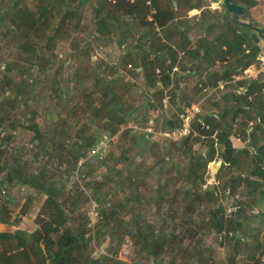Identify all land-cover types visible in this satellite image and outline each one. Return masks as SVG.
Instances as JSON below:
<instances>
[{
  "label": "trees",
  "instance_id": "1",
  "mask_svg": "<svg viewBox=\"0 0 264 264\" xmlns=\"http://www.w3.org/2000/svg\"><path fill=\"white\" fill-rule=\"evenodd\" d=\"M175 1L176 3L173 2L161 7L157 0H153L151 3L157 8V13L154 15V19H149V21L147 17L151 7L147 4L148 0H135L133 3L126 0L113 2V6L122 11L123 19L122 17L114 18L109 14H103L107 0H43L38 16L31 9L21 7L19 4L11 7L16 9L12 14L11 21L17 28L24 24L28 27L23 38L24 43H29L31 47H34L35 42H37L35 38L40 40L39 27L49 24V15H51L53 8L59 9V14L62 16L56 19L59 25L52 28L50 33L43 35L45 36L42 39L43 43L52 40L53 36L55 37L60 30L61 23L70 20V27L71 25L74 28L80 27L83 22V15L79 8L86 3H89L95 12L91 31L102 35L104 29L108 28L109 25L123 21L130 36L134 37V34H139V37H134L132 43L127 41V37L121 36L123 41L127 43V49L126 56L120 66L118 64L108 65L104 62L97 63L92 60L93 55L89 56L87 66H78L76 72L78 79L72 87L75 89L76 96H68L61 83L55 82L56 95L67 103L66 106L70 114L73 112L75 115L82 111L85 113V117L81 119L91 123L98 121L99 124L96 126L89 123L86 124V128L78 130V140L70 151L74 159L72 163L74 167L84 157L86 150H92L97 145L100 129L110 137L119 135L115 147L118 145L120 148L123 145V148H129L132 143L131 139H133V144H136L138 149L143 150L150 142L147 134L143 132L140 136H136V131L127 127L130 121L137 122L138 117H140L144 125H147L152 119L154 128L166 134L182 125L183 119L180 114L184 111L187 114L194 101L187 95L186 76L176 73L173 77L172 71L176 66L185 70L186 66L179 61V50L173 49L169 43L165 42L164 38L167 36L157 30V27L164 30L172 22L174 24L175 19L179 16L182 2L180 0ZM226 11L228 15L224 14L223 16L227 21L229 18L230 23L235 28L234 38L231 45L228 46V50L222 53L223 56L217 54L216 57L226 60L227 56L232 55L233 49L239 48L240 51L239 54L236 53L235 58L227 61L221 72L211 71L209 73V80L213 82L211 87L218 86L220 81H227L231 83L228 86H233L232 80L235 76L243 74L246 68L257 62V55L263 50L261 43L259 44L252 37L253 30L249 28L245 30L243 26L233 20L229 10L226 9ZM5 14L10 16L9 12ZM140 19L141 21L138 22ZM135 24L140 26V29H137L138 32H136ZM176 27L184 39V34L180 33V31L183 32L182 25ZM149 28L153 29V33L146 31ZM121 37L120 42L122 41ZM83 40L88 43L86 37ZM37 48L31 53V60L26 63L25 68L20 69V74H15L13 71L16 69L15 62L4 61L3 63L4 74L0 78V134L5 133L6 138H0V173L5 171L7 165L12 162L13 167L12 165L8 167V179L15 176L18 181L22 180L28 186L47 194L48 198L38 217L40 228L36 231L34 238V243L43 244V247L38 248L39 251L33 250L34 256L39 259V264H144L136 261L140 257L153 259L154 264H192L197 258L205 259L203 264H209V252L198 251L197 249L190 257L191 259L183 257L179 261L180 257L176 253L181 249L182 239L180 233L176 232L177 229L165 228L166 221L162 223V226H158L150 220H142L147 216V213H145L146 209L141 206V198L155 199L158 201L159 209H163L161 205L165 201L172 200L174 203L173 200L178 199L182 193L185 194L186 200L176 201H178L177 205L180 206V210L183 211L181 221L184 224H186L185 217L187 218L189 212H193V208L198 209V211L206 208L209 219L203 225V232H215L221 240L233 234L234 242L233 245L231 244L232 250L229 251L230 262L233 264L236 256L243 252L242 258L255 260V251L260 250L263 243L256 239L259 237L257 234L260 233L257 232H260V229L258 231L251 230L248 210L252 209L251 216L258 217L259 214L262 216L264 214V72L260 73L257 79H246L238 85L237 91L240 95L235 94L237 97L233 98V104L225 106L219 112L196 114L192 123L193 132L190 135L180 139L170 137L164 139L162 144L165 153L157 157V162L161 167L169 168L164 169L162 175H154V165L150 166L145 176L134 175L128 165L129 154L124 153V156L116 154L122 158L121 161L125 163V166L129 167V173L125 176V184L122 181L121 186V190L125 192V202L113 201V192L118 191V189L115 187L110 190L107 189V186H112L117 179V177H113L111 170H119L120 161L116 163L113 169L108 170V174L102 173V178L97 181V186L92 188L93 200L98 205L96 210L99 213L96 227L100 232L108 228L110 242L118 239L120 246L125 243L127 236L133 240L135 258L130 263L119 258L118 249L112 252V255L94 256L92 250L94 247L93 240L96 236L86 226L79 224L75 216L76 210L73 208L75 205L72 206L61 199V189L60 186H55L56 180H53L52 185H49V178L44 171L26 174V177L21 176L26 164L20 165L23 156L20 150L14 151L13 157L8 158L4 139L9 140L11 138L12 141L14 140L16 135L12 131H17V128L14 127H18V123L12 126L7 125L6 115L8 111L6 106L12 102L14 103L12 106L17 109L21 104L19 102L22 101L23 94L20 90L26 73L31 74L36 69V76L43 78L53 62L51 58L40 55L43 49L42 45L37 46ZM88 48L86 47V50ZM200 48L204 53L198 52V60H209L212 50L209 49L205 40L200 42ZM91 52L92 49L87 54L89 55ZM194 57L196 56L194 55ZM198 65L201 66V61L197 65L189 67L192 74L195 71L198 72ZM121 66L125 68L131 66V76L141 75L144 77L145 92L141 96V103H134V100L130 99L127 93L120 91L119 88L128 85V83H123V79L120 77ZM12 72L14 75H11ZM90 79L93 81L92 84L86 86ZM66 82L69 88V78ZM199 83L203 82L199 81ZM132 86H136V83H133ZM168 89L173 98L167 113V110L163 111V101ZM7 91L10 92L8 95H6ZM51 94L50 90H46L45 94L38 98V102L43 95L44 97L49 96L48 100H52ZM173 106H178V109H174ZM155 112H158L157 115ZM39 114L41 113L38 109L25 110L26 119L20 120L18 125L36 126L37 135L34 141H38V144L35 145V149H31L30 154L33 160L36 157L39 158L40 163L37 165L40 164L38 169H41L43 166L41 156L45 151L48 156L51 153L48 147L43 144L44 136L39 122H37ZM241 115L244 120L238 122ZM50 116L52 117V115H46V118ZM58 118V120L64 121L63 123L66 125L69 123L68 116L59 115ZM202 120L204 124H202ZM249 121L254 122L252 129H249ZM123 126L126 128L123 129ZM86 133L91 135L85 137L84 134ZM233 135H237L247 144L244 147H236L232 140ZM113 142L110 145L111 148L114 146ZM154 142L160 145L159 142ZM195 145L200 146L197 153L192 151V147ZM202 148H205L204 153H201ZM185 151L189 154L188 158L182 161L179 167H176L177 158ZM141 154L140 152L138 155L141 156ZM216 160L223 161L216 173L217 182L208 184V168L210 163ZM32 170L35 169L32 167ZM151 178L155 180L153 187H150L149 180ZM172 185L176 187V191L171 189ZM229 201L232 205L230 213L227 212L226 208V203ZM210 203L214 204L209 206ZM1 210L4 213L8 211L3 205ZM18 235L20 233H17ZM249 236L254 240L251 243L245 239ZM5 237H7L6 234L0 233V238ZM20 238L19 246L23 248V255L25 253V257L30 261V256L25 250L27 252L32 250L33 244L28 238ZM119 244L118 247L120 248ZM241 264L249 263L243 261Z\"/></svg>",
  "mask_w": 264,
  "mask_h": 264
},
{
  "label": "rangeland",
  "instance_id": "2",
  "mask_svg": "<svg viewBox=\"0 0 264 264\" xmlns=\"http://www.w3.org/2000/svg\"><path fill=\"white\" fill-rule=\"evenodd\" d=\"M94 1V0H93ZM96 1V0H95ZM167 1V2H166ZM164 3H173L174 0H166ZM112 2V1H111ZM110 1H107L105 3V8L109 7ZM43 3V0H0V78L3 76V69H4V61H11L15 62V68L13 71L15 74H20V69L25 68V65L28 61L31 60V53L34 49H38L37 46L43 47L41 50L40 55L42 57H48L51 58L52 65L49 66L48 71L46 72V75L43 78H39L36 76L37 70L34 69V71L30 74H25L23 77L22 82V88L20 90L21 94H23L22 101L17 109L14 108L11 104H8L7 107V125L12 126L15 123L19 124L20 120H25V110H36L38 109L41 114L37 116V122H39V126L42 129H53L54 131H60L61 128H66V124L63 123L64 121L58 120L59 115H62L63 117L68 116L69 118V124L72 128V134L78 133L77 131L80 130V128L84 127L86 128V124L96 125L98 126V121L89 122L86 120H83L85 117L84 112H80L78 114H75L72 112L70 114L68 112V108L66 106V102L62 98H58V95H56V87L55 82H60L61 85L64 87L65 91L67 92L68 96H76L75 89H73L74 82L77 81L78 77L76 76L77 67L81 65L87 66L88 59L90 55L92 56V60L97 63L104 62L108 65H117L120 66L123 63L124 57L126 56V49L127 46L122 49H114V50H106V49H100V45L106 43V40L108 43L114 42L116 39V34L119 31H126L127 27L123 24V22L118 21L117 23H112L108 26V28L104 29V32L102 35L97 34L92 30V24L94 22V8L89 6V3L84 4L79 8L80 13L83 15V22L80 25V27H73L71 25L70 27V20L66 23H61L60 30L58 33H56L55 37L53 36L52 40L47 41L45 43L42 42L43 37L45 38V33H50V30L54 28L56 25L58 26L59 23L56 22L57 17H61L62 15L59 14V9L52 10V13L49 19V24L41 25L40 30L38 32L39 38H35L37 42H35V46L31 47L29 43H24L23 35H25V31L28 29V27L24 25L19 26L17 28L15 24L12 23L11 17L13 12L16 10L14 7L15 4H19L21 7H24L26 9H31V11L35 12L36 15H39L40 12V6ZM220 7H222L223 11H225V15L227 16L228 13L226 9L221 6L218 2H216ZM114 4V3H113ZM262 8V15L261 20L264 22V4L259 6ZM10 10V11H9ZM10 13V16H6L5 13ZM256 15V14H255ZM149 16V14H148ZM258 17V15H256ZM251 18V17H250ZM252 19V18H251ZM147 20L149 21V18L147 17ZM89 21V22H88ZM141 19L138 21L140 22ZM228 23L232 25L228 18ZM74 25V24H73ZM136 32L137 29H140L139 24H135ZM158 28V27H157ZM52 31V30H51ZM146 31L149 33H153V29L149 28ZM254 33V31H253ZM91 34V35H90ZM35 36V35H34ZM139 37V34H134V37ZM88 39V43L84 41V38ZM121 37V36H120ZM119 37V39H120ZM133 36H128L127 41L129 43H132L134 40ZM119 39L117 38L118 42ZM123 40V38L121 37ZM81 41V42H80ZM80 42V43H79ZM117 42V43H118ZM261 45L264 47V42H260ZM127 45V44H126ZM113 46V45H111ZM86 47H89L86 50ZM90 49H92L91 54H87ZM42 62V61H41ZM84 69V68H83ZM131 66H128V68H125L123 66L120 67V77L123 79V83H128V85H125L124 87L119 88L122 93H127L128 97L132 100H134V103H141V96H143L145 92V83H144V77L139 76H131ZM12 72L11 75H14ZM10 77V76H9ZM13 77V76H11ZM69 78V88L68 83L66 80ZM66 82V83H65ZM72 82V85H71ZM92 79L86 84V86H90L92 84ZM133 83H136V86H132ZM197 86V78L192 74L188 73L186 76V89L187 94L190 99H192L194 102H198L203 97L204 94L198 95L195 94V87ZM174 89V85L172 86ZM46 90H50L52 100H48L49 96L44 97V95L41 97L40 103L38 102V98L45 94ZM154 91V90H153ZM12 92V91H11ZM10 92L7 91L6 95H8ZM35 96V97H34ZM37 97V99H36ZM172 93L171 91L165 92V99L163 101V111H166L168 113V107L171 104L170 101H172ZM51 99V98H50ZM166 100V102H165ZM30 103L28 104L27 103ZM50 103H49V102ZM208 101V102H207ZM212 102L213 99L210 97L208 100H206V103L203 105V114H207L212 109ZM214 103V102H213ZM174 109H178V106H173ZM193 107L187 112L189 114L192 111ZM156 111V110H155ZM158 112H155V115H157ZM184 111L180 114L182 117L183 115H187ZM46 115H52V117L46 118ZM87 115V113H86ZM54 118V119H53ZM83 118V119H81ZM140 126L145 127L144 123L142 122V119L138 117V121L136 122ZM14 127L18 134L24 135L22 138L25 144L26 143H32L34 138L37 135V128L34 125H31L30 127L20 126ZM88 127V126H87ZM11 128V127H10ZM78 128V130H77ZM140 130V129H138ZM100 134V137L105 134L104 131L100 129L98 131ZM60 134V133H59ZM142 133L136 132V136H140ZM91 134H84L85 137H88ZM59 136V135H58ZM0 138H6V134L2 133L0 134ZM45 140L47 141V137L45 136ZM50 140V136H49ZM130 144L129 148L124 147L123 145L119 148L118 145L115 147V144H117L118 137L114 140V149L112 147L113 152L117 155H123L124 153L129 154L128 161L129 166L131 167V170L133 171L134 175L137 176H145L147 173V170L150 169L151 165H154V175L160 176L162 175L164 169H168L169 167H161L158 165L157 157L161 154L164 155V147L163 142L164 139L159 140L158 142L160 145H157L154 141H150L148 145H146L143 150L138 149L136 147V144ZM237 141V140H235ZM62 142V141H61ZM238 142V141H237ZM33 144V143H32ZM65 143L62 142L58 145V148L63 150L64 152L67 151L66 148L63 146ZM99 145V144H98ZM96 145V146H98ZM95 146V147H96ZM111 148V147H110ZM200 149V146H193L192 151L198 152ZM15 150V145L12 147V151L10 153V156L13 157ZM142 153V157L140 161L136 162V158L139 157V153ZM205 152V148L201 149V153ZM51 153V152H50ZM66 156V155H65ZM189 154L183 152L178 158L177 162L175 164L176 167H179L182 163V161H185L188 158ZM220 160L213 161L210 163L208 172H207V183L212 184L216 183V173L218 172L219 167L217 166V163ZM113 163H110L108 166L107 162L100 161L98 159H93V162L86 163L85 165L78 164L76 167H74L71 163H69V172L68 170H62L61 176V187H60V197L63 201H65L68 204H71L72 206L75 205L74 210H76L75 216L79 224L86 226L88 229H90L93 234H95V238L93 240V255L96 257H102V256H108L112 255V252L119 250V258L125 262H132L135 258V249L133 245V240L130 237H126L125 243L120 246L118 243V239H115L113 242H110L111 238L108 236V228L105 230H102L101 232L98 231V228L96 227V224L99 220V213L97 212V203L93 200L92 196V188L97 186V181L101 179V174L105 172L106 170L113 169ZM119 172L117 170H111L114 177H117L115 182H113L112 186H107V189H111L112 187L115 189H118V191L113 192V201L119 202L120 200L122 202H125V192L122 191V181L125 184V176L129 172H127L125 163L120 160V164L118 165ZM73 172L78 174V177L82 173H86L88 175H91L88 180H85L84 182L82 180H78L77 176L73 174ZM47 176L56 175V173L52 174L51 170H48L46 173ZM121 175V176H120ZM75 176V177H74ZM81 177V176H80ZM150 181V187H153V183L155 184V180L152 178ZM91 187V189H90ZM85 188V189H84ZM171 189L176 191L175 186H171ZM6 192V193H5ZM7 188H0V197L1 199H6L9 194H7ZM17 194L20 197V202H16L13 205H11V210L15 214H20L25 216L27 219H33L38 211L39 202H37V205L34 204L32 207L31 204L34 203L35 197L33 194H30L27 191H24L22 189H18ZM147 195V194H145ZM172 199V198H170ZM169 199V200H170ZM186 200L185 194L182 193L178 199V201ZM142 200V207L146 209L145 213H147V216L142 218V220H150L157 224L158 226H162L163 222H167V225L165 228L169 230L177 229L176 232L180 233L181 239H182V246L181 249L178 250L177 255H179V261L183 257L190 258L197 249L198 251H204L209 252V264H232L229 259V251L232 250L233 245V234H231L229 237L224 238V240H221L219 235L215 232H203V225L206 224V221L209 219L208 210L201 209L198 211V209L193 208V212L188 214L187 218L185 217L184 224L181 221V216L183 214V211L180 210V206H178V201L173 200L174 203H172V200L168 202L165 201L161 207L163 209H159L158 201L152 200L150 198H141ZM22 201L24 203L22 204ZM214 203H210L209 206H212ZM5 209L9 206H5V202L3 203ZM208 206V207H209ZM149 208V210H147ZM227 212L230 213L232 210L231 202L226 203ZM42 210V209H41ZM161 211V212H160ZM264 211V210H263ZM41 211H39L40 213ZM38 213V215H39ZM252 209L248 210V214L250 215V224H251V230L252 231H258L260 229V234H257L259 237L256 239L261 240L263 243V246L260 250H256L255 253V260L249 259V258H242L244 256V252L240 255L236 256V259L233 264H241L243 261L245 263L249 264H264V214L263 216L259 214L258 217L251 216ZM14 214V215H15ZM256 214V213H255ZM37 215V220H38ZM192 215V216H191ZM204 215V216H203ZM202 217V218H201ZM184 224V225H183ZM225 235V234H224ZM246 240H248L249 243H251L253 238L251 236L245 237ZM112 243V244H111ZM118 244L120 248L118 247ZM232 244V245H231ZM5 244L0 243V264H39V259L37 256H34L33 252L30 254V261H26L23 256H21V252L18 248H9L5 249ZM112 247H111V246ZM43 246V245H42ZM26 253H30V250ZM191 259V258H190ZM138 263H144V264H154L153 259H149L146 257H140L136 260ZM205 259L197 258L195 259L192 264H203Z\"/></svg>",
  "mask_w": 264,
  "mask_h": 264
},
{
  "label": "crops",
  "instance_id": "3",
  "mask_svg": "<svg viewBox=\"0 0 264 264\" xmlns=\"http://www.w3.org/2000/svg\"><path fill=\"white\" fill-rule=\"evenodd\" d=\"M107 1H110V2L112 1V4L110 3L109 7L104 9L103 14L104 15L109 14L113 16L114 18L122 17L123 19L122 11H120V8H115L113 6V2H117L120 0H107ZM126 1H130L131 3H133L135 0H126ZM148 1L152 2L153 0H148ZM165 1L166 0H157L158 4L161 7H163L166 4H170L169 2L164 3ZM180 1L182 2L181 11H179V16L175 19L174 24L172 22L167 27H165L164 30H160L159 27L157 29L159 33L163 35L165 34L167 36V38L166 37L164 38L165 42L169 43L173 49L177 51L179 50V53H180L179 61L182 62L183 65L186 66L185 70H182L180 69L179 66H176L175 68L177 70L172 71V75L174 77V75L178 73L180 75L187 76L188 73H192L190 72L189 67L197 65L199 61H201V66L198 65L199 66L198 72L196 71L193 72L194 73L193 75L197 78V86L195 87V92H196L195 94H198V95L204 94V95L203 97L199 98L200 100L197 103L195 102L192 105V107L199 106L201 109V112H203V105L206 103V100H208L211 97L214 103L212 102V109L210 112L211 113L213 111L219 112L225 106H229L233 104L234 102L233 98H236L237 94L240 95L237 91V87L239 84H241V82H243L246 79H257L259 77V74L262 73L260 72L259 61L256 60L257 62L253 63L248 68H246L243 74L235 76L234 80H232L233 86H228L231 83H228L227 81H220L218 86L211 87V84L213 82L209 80V77H208L209 73L211 71L215 73L221 72L225 68L224 66L226 65L227 61L232 58H235V56L239 54L240 50L239 48H236L232 50V55L227 56L226 60L221 59L220 57H216L217 54L222 55V53L228 50V46L231 45L232 39L234 38L233 36H234L235 28L232 25H230L228 21L225 19V17L223 16L225 11H223L222 7H220L216 3L217 1L215 0H180ZM235 1L241 5H245L249 10V16L253 20L258 21L260 25L264 27V22H262L261 20V15L263 11H262V8L259 7L264 4V0H235ZM174 2L176 3L175 0ZM255 14L258 15V17ZM148 18L150 19L149 16ZM180 25H182V31H183V32L180 31V33L184 34L183 36L184 39H182L179 32L177 31L176 26L180 27ZM122 35L125 38V37L130 36V33L128 30L123 31V32L120 31V33L118 31L116 34L115 41L108 43V41L106 40V43L100 45V49H106L109 51V50H114V49L115 50L122 49L124 45L126 47L127 43H125V41L122 40L121 41L122 43H121L120 41L118 42L117 40V38L119 39V37ZM202 40H205V43L208 44L209 49L212 50V52L214 51L213 53L211 52L212 55L209 58V60H205V61H203L202 59L198 60L199 57H197L199 53L200 54L204 53V51L200 48V42ZM262 49L264 50L263 46H262ZM194 55L196 57H194ZM246 73L248 75H251V77H248ZM199 81L200 82L202 81L205 85L203 83H199ZM241 120L242 121L244 120V118H242V115L238 122H240ZM153 122L154 121L151 119L145 127H142L138 123H136L134 120H132L129 122L128 126L127 125L126 126L133 128L134 131L136 132H139V131L141 133L145 132L147 134V138L149 139V141L158 142L159 140H162L165 138L167 139V136H166L167 134L160 132L159 130H156L154 126H153L155 130L154 133L147 132L148 126L153 125ZM252 123L254 124L253 121H249V126ZM68 124L69 123H67L66 128L62 127L59 132L54 131L51 128L49 129L47 128L44 130L40 127L43 136L47 137V141L43 137L42 139L43 144H45L48 147V150L51 152L50 156H48L46 151L41 156V158H43L42 160L43 166L41 167V169L40 168L38 169L40 164L37 165L38 163H40L39 158L36 157L37 160L36 158L35 160H33L32 155L30 154L31 149H35V145L38 144V141H34L35 140L34 139L32 142L33 144L32 143L25 144L24 142H22L23 141L22 138L24 137V135L18 134V131H15V130L12 131V133L16 135L13 141L11 138H9V140L4 139V142L6 143L5 147H7V150H8L7 154L9 156L10 154H12L10 152L12 151V147L14 145H15V150L16 151L20 150L21 153L23 154L21 161H20V165L23 166L24 164H26V167L23 168L21 176L26 177V174L40 173L41 171H44L47 173L48 170H51L52 174L56 173V175H54V177L48 176L49 178L48 184L52 185V181L56 180L55 186L59 187L61 185V181L63 180L61 176V172L62 170H68L69 172L68 165L69 163L72 164L74 161L72 157V152L70 151H72V149L74 148L78 140L77 139L78 133L75 132L72 134V131H71L72 128H70L71 126ZM126 126H123V129L126 128ZM49 136H50V140H49ZM116 137L119 138V135L110 137L107 134H103L100 137L99 142L97 143V145L98 144L99 145L96 147H93V148L100 149V152H102L104 155L103 158L100 159L97 156L92 155L91 149H88L85 151L84 157L80 159L78 164L85 165L86 163L93 162V159H98L100 161L107 162L108 166L110 163H113L114 164L113 167H115L116 163L122 160V158L117 156L115 153H111L113 152L111 150L114 149V146L112 149L110 148V145L112 141L115 140ZM232 140L236 147H244L247 144V142L243 141L240 137H237V135H233ZM235 140H237L238 142ZM61 141L65 143L63 145L67 150L65 152L58 148V145L62 143ZM83 142L84 141L82 140V143ZM8 158H11V157H8ZM141 158L143 157L139 155V157H137L136 162L140 161ZM11 165H12V162L7 165L5 171L0 173V188H7V191H8L7 194H9V196L6 197L7 201L3 198L1 199L0 197V204H1L0 205V233L7 235V237L5 238H0V243L5 244L4 245L5 249H9L11 247L15 249L18 248L22 254L21 256H23L25 260L28 261L27 258L25 257V253L23 255V252H22L23 248L19 246L20 245L19 243L21 242L20 237L28 238L29 241L33 244V249L30 250V253H27L29 256L30 254H32L33 250L37 252L39 251L38 248L43 247L42 246L43 244L41 243H34L35 242L34 238L36 237V231L40 228V225L38 224V220H37V215L39 211L43 209V206L46 203V200L48 197H47V194L39 191L36 188L28 186L27 184H25L24 181L22 180L18 181L15 178V176L12 179H8L7 178L8 171H9L8 167ZM32 167L35 169L34 171L32 170ZM125 167H126L127 172H129L128 171L129 167H132V166H129V167L125 166ZM73 174L77 176L78 180H82L83 182L85 180H88L91 176L86 173H82L80 175L81 177L80 176L78 177V174L76 172L75 173L73 172ZM105 174H108V170L105 171ZM84 177L85 179H83ZM18 189H22L34 195L35 201L33 204H31L30 207H32L34 204L37 205V202L40 201L39 206H38L39 207L38 211L33 219H27L23 215L15 214L12 211H9V209L11 210V205H13L16 202H20V197L17 194ZM4 202H5V206H9L7 207L8 209L7 213H4L3 210H1V207ZM23 203L24 201H22V204ZM17 233H20V235L17 236Z\"/></svg>",
  "mask_w": 264,
  "mask_h": 264
},
{
  "label": "built area",
  "instance_id": "4",
  "mask_svg": "<svg viewBox=\"0 0 264 264\" xmlns=\"http://www.w3.org/2000/svg\"><path fill=\"white\" fill-rule=\"evenodd\" d=\"M148 4L151 7L150 10V20L154 19V15L157 13V9L152 5L151 1H148ZM257 60L259 61L260 64V72H264V50L260 51V53H258L257 55ZM177 69L174 68L173 71H176ZM247 74V73H246ZM248 77H251V75H248ZM166 102V100H165ZM201 109L199 106H194L192 111L187 114V115H183L182 119H183V123L181 126H179L178 128H176L175 130L168 132L167 133V137L170 138H174V139H180L184 136L190 135L193 132V127H192V123L194 120V117L196 114L200 113ZM202 124H204V121L202 120ZM253 123L250 124V128L252 129ZM148 133H154L155 130L153 128V125H149L148 129H147ZM92 155L97 156L98 158L102 159L103 158V153L100 152V149L97 148H93V150H91Z\"/></svg>",
  "mask_w": 264,
  "mask_h": 264
},
{
  "label": "water",
  "instance_id": "5",
  "mask_svg": "<svg viewBox=\"0 0 264 264\" xmlns=\"http://www.w3.org/2000/svg\"><path fill=\"white\" fill-rule=\"evenodd\" d=\"M221 6L225 7L231 13L233 20L243 26L245 30L248 28L253 30L254 33L252 37L260 44L264 42V27L260 25L258 21H255L250 18L249 10L245 5L237 3L235 0H215ZM222 160L218 161L217 166L220 168L222 165Z\"/></svg>",
  "mask_w": 264,
  "mask_h": 264
}]
</instances>
